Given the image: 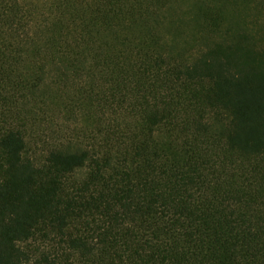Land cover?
<instances>
[{
  "label": "trees",
  "instance_id": "trees-1",
  "mask_svg": "<svg viewBox=\"0 0 264 264\" xmlns=\"http://www.w3.org/2000/svg\"><path fill=\"white\" fill-rule=\"evenodd\" d=\"M0 264H264V0H0Z\"/></svg>",
  "mask_w": 264,
  "mask_h": 264
}]
</instances>
